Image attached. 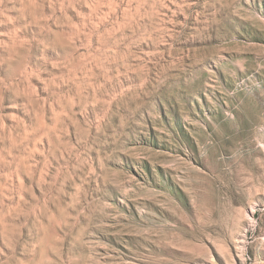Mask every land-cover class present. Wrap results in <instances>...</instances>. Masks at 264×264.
<instances>
[{"label":"rangeland","instance_id":"rangeland-1","mask_svg":"<svg viewBox=\"0 0 264 264\" xmlns=\"http://www.w3.org/2000/svg\"><path fill=\"white\" fill-rule=\"evenodd\" d=\"M0 264H264V0H0Z\"/></svg>","mask_w":264,"mask_h":264}]
</instances>
